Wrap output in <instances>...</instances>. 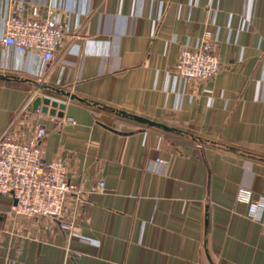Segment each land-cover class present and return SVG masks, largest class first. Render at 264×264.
<instances>
[{
    "label": "crops",
    "instance_id": "0c3cea01",
    "mask_svg": "<svg viewBox=\"0 0 264 264\" xmlns=\"http://www.w3.org/2000/svg\"><path fill=\"white\" fill-rule=\"evenodd\" d=\"M17 6L64 37L49 61L0 43V134L44 125L41 156L76 191L61 219L0 195V264H264V207L235 200L264 206V0H0V38ZM206 36L220 70L185 81L178 49ZM37 95L63 116L32 111Z\"/></svg>",
    "mask_w": 264,
    "mask_h": 264
},
{
    "label": "built area",
    "instance_id": "2783aa9c",
    "mask_svg": "<svg viewBox=\"0 0 264 264\" xmlns=\"http://www.w3.org/2000/svg\"><path fill=\"white\" fill-rule=\"evenodd\" d=\"M22 11L23 7L17 6L2 18L4 34L0 43L35 53L45 61L53 59L64 37L57 15L49 11L45 17H29L23 16ZM219 70V57L209 36L195 48L182 45L178 49L174 72L185 81L211 80ZM45 135L44 125H38L24 142L6 132L0 134V195L12 197V210L19 215L61 219L67 195L76 187L69 183L62 161L47 162L42 158L39 142ZM156 162L163 161L157 158ZM104 188V182L98 181L96 191L102 192ZM251 196L249 189L238 187L235 200L251 205V219L259 221L264 206L253 202ZM2 234L0 229V240Z\"/></svg>",
    "mask_w": 264,
    "mask_h": 264
},
{
    "label": "water",
    "instance_id": "95a60500",
    "mask_svg": "<svg viewBox=\"0 0 264 264\" xmlns=\"http://www.w3.org/2000/svg\"><path fill=\"white\" fill-rule=\"evenodd\" d=\"M58 93L63 94L64 96H67L70 99L75 98L74 96L69 95L67 93H64L62 91H58ZM64 107H65L64 103H59L57 100L51 99L50 96L37 95L32 99L30 108L32 111H38L39 110L42 113H49L51 115L56 114L57 116L62 117L63 116L62 110L64 109ZM56 108H59L61 111L56 112ZM117 113L123 117L135 120V121L143 123V124H147L149 126H157V127H160L164 130H167V131L172 130L171 128H169L167 126H164V125H161L159 123L150 121V120L145 119L143 117L127 114V113L122 112V111H117Z\"/></svg>",
    "mask_w": 264,
    "mask_h": 264
}]
</instances>
